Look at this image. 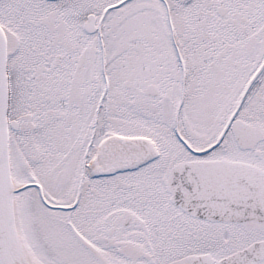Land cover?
I'll return each instance as SVG.
<instances>
[{
  "label": "snow or ice",
  "instance_id": "6c2138e0",
  "mask_svg": "<svg viewBox=\"0 0 264 264\" xmlns=\"http://www.w3.org/2000/svg\"><path fill=\"white\" fill-rule=\"evenodd\" d=\"M0 264H264V0H0Z\"/></svg>",
  "mask_w": 264,
  "mask_h": 264
}]
</instances>
